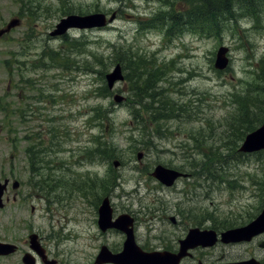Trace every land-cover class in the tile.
<instances>
[{
	"label": "rangeland",
	"instance_id": "1",
	"mask_svg": "<svg viewBox=\"0 0 264 264\" xmlns=\"http://www.w3.org/2000/svg\"><path fill=\"white\" fill-rule=\"evenodd\" d=\"M207 1L0 0V33L16 22L0 36V242L18 246L0 264H22L31 236H39L59 264H92L99 231L84 207L109 192L134 212L167 206L171 216L177 207H194L221 227L240 221L245 206H259L251 185L264 182V156L238 151L243 140L237 128L247 127L248 109L252 120L261 118L264 92L247 95L246 89L262 85L264 77V10L258 20L246 9L235 20H219L220 26L187 25L169 38L143 23L152 19L170 28L172 21L162 16L177 10L187 22L200 21L195 4ZM113 12L120 17L105 28L70 30L75 43L63 50L68 35L56 32L63 18H110ZM223 48L230 67L218 73L214 62ZM117 64L125 79L110 90L105 75ZM143 65L145 70H132ZM158 67L166 69L154 88L158 96L146 94L137 106L134 90L145 88L150 71L161 73ZM115 97L126 101L116 104ZM158 165L194 177L169 190L151 175ZM148 219L138 218L141 245L172 231L168 223ZM119 239L105 237L109 243ZM212 253L219 257L221 247ZM235 253L226 258L237 260Z\"/></svg>",
	"mask_w": 264,
	"mask_h": 264
},
{
	"label": "flooded vegetation",
	"instance_id": "2",
	"mask_svg": "<svg viewBox=\"0 0 264 264\" xmlns=\"http://www.w3.org/2000/svg\"><path fill=\"white\" fill-rule=\"evenodd\" d=\"M190 176L192 177V174H183L182 178L177 180L171 188L167 189H176L180 180L184 181L185 178ZM100 203H102L101 200ZM100 205H86L84 207L88 213L87 220L91 221L93 219V224L96 226H98ZM249 208L251 210H248ZM197 209L201 210V208ZM244 209L246 214L238 218L240 221L231 223L229 227L220 228L212 220L213 217L211 215L202 217L201 212L194 207L189 209L177 207L175 208L176 215L168 216L167 213L171 208L167 206H160L154 209L140 206L139 211L134 212L113 201L108 229L101 231L98 226L99 234L93 237L100 244L95 248L92 264H115L111 260H104L110 259V255H105L104 258L103 254L101 255L102 248L107 247L112 255H117L124 251L129 235H134L138 243L137 227L141 224L138 221L140 214L141 216L144 215L145 219L146 215L149 216V221L156 219L163 226L168 223L172 229V231L170 229L165 230L159 237L151 239L152 243L147 242L141 245V250L147 253L148 264H264V205L247 206ZM120 221L128 230L126 233L120 230L118 225ZM234 229H243V240L233 241L230 234L226 238H222L224 232ZM191 231L202 233L203 239L199 244L195 242L197 246L185 250L182 247V242L189 236ZM106 235H119L120 239L118 242L109 243L105 240ZM217 247L222 249V254L219 257L212 253V250ZM237 247H241V253L239 249H236ZM235 251L236 253L232 258L238 259L228 260L226 258L227 253L234 254ZM131 264L136 263L132 262Z\"/></svg>",
	"mask_w": 264,
	"mask_h": 264
},
{
	"label": "trees",
	"instance_id": "3",
	"mask_svg": "<svg viewBox=\"0 0 264 264\" xmlns=\"http://www.w3.org/2000/svg\"><path fill=\"white\" fill-rule=\"evenodd\" d=\"M29 4H31V3H29ZM210 6H213L214 9H216L213 11V12H216V19H215V20H217L216 26H220L219 20L220 21H227V20H232V19L235 20L236 17L239 15H242L241 12L243 13L246 9H248L250 11L252 10V11L247 12V14H245V15H250L254 19L258 20L261 16L263 10H264V0H216V1L211 0V1H207V3H203L201 12L204 13L205 11H208V9L210 10V8H211ZM238 6H239V8H238ZM191 24H194V23H191ZM64 40H65V43L63 44V49L67 50L66 46L68 44L69 39L66 36V37H64ZM126 68L131 69L132 67H126ZM141 68L143 70H145V65H143L140 68H135L132 70H138ZM156 70H160L161 73L154 74L152 71H150L148 76H147L148 78L146 77L144 79L145 88L140 87V88H137L134 90L133 95H135L137 97V100H138L137 105H139V106L141 105V102L143 101V98L146 94H148L151 98L158 96V93L154 88L156 87V84H158V82L164 80V78H162V76H164L163 72L166 69H160L158 67V68H156ZM137 77H138V75L136 73L131 74V78L136 79ZM148 90H151L150 93L148 92ZM247 99H249V98H247ZM157 100L159 101V98H157ZM258 104L261 105V109H260L261 118H258L259 121L256 122L255 120L251 119V117H250L251 113L248 109V111L245 113V122H244V124H246L247 127L245 129H243L244 128L243 126H241V128L240 127L237 128L239 133L242 134L241 137H239L242 140H243V137H245L247 135V133L255 130L259 124L263 123L264 97L261 100V102H258ZM143 109H145L147 112H149L147 105L144 106ZM252 114H254V113H252ZM257 123H258V125H257ZM235 136H237V133L235 134ZM109 157H115L113 152L111 153V155Z\"/></svg>",
	"mask_w": 264,
	"mask_h": 264
},
{
	"label": "water",
	"instance_id": "4",
	"mask_svg": "<svg viewBox=\"0 0 264 264\" xmlns=\"http://www.w3.org/2000/svg\"><path fill=\"white\" fill-rule=\"evenodd\" d=\"M114 17L111 18L110 21H112ZM73 21V22H72ZM105 17L103 15H88V16H70L67 19H63L61 24L58 26V30L56 32H61V34H64L69 27L77 26L81 28H90V27H96V26H102L105 25ZM16 22L10 24L8 26V30H10L11 27H14ZM4 33V31H1L0 36ZM57 34V33H53ZM225 51L220 52L219 58L217 61V68L224 69L227 65V60L224 58ZM107 80L109 83V87L112 88L114 83L118 80H123L122 70L120 65H118L114 72L109 74L107 76ZM119 101V100H118ZM264 149V125L261 129L254 132L253 134L249 135L245 142L243 147L241 148L242 151L245 152H252L257 150ZM142 154L138 156L139 159H141ZM154 176L163 184L166 186H172L173 183L181 176V174L175 170H171L168 168H164L163 166H158L155 169ZM4 188V187H3ZM3 194V191H2ZM0 197H1V190H0ZM1 204V200H0ZM108 205V200H105L104 207ZM108 207V206H107ZM109 210H107L108 212ZM15 247L11 245H3L0 244V255H8L12 252H14ZM121 258V259H120ZM118 258V262L122 261V257ZM28 259H32L31 256H28ZM26 261V259H25ZM31 264H34L32 262Z\"/></svg>",
	"mask_w": 264,
	"mask_h": 264
}]
</instances>
